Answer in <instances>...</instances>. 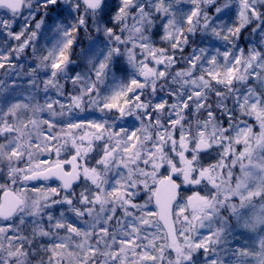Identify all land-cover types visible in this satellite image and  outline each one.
<instances>
[{
  "label": "snow or ice",
  "instance_id": "snow-or-ice-1",
  "mask_svg": "<svg viewBox=\"0 0 264 264\" xmlns=\"http://www.w3.org/2000/svg\"><path fill=\"white\" fill-rule=\"evenodd\" d=\"M0 264H264V0H0Z\"/></svg>",
  "mask_w": 264,
  "mask_h": 264
},
{
  "label": "rangeland",
  "instance_id": "rangeland-1",
  "mask_svg": "<svg viewBox=\"0 0 264 264\" xmlns=\"http://www.w3.org/2000/svg\"><path fill=\"white\" fill-rule=\"evenodd\" d=\"M54 94V93H53ZM42 102V101H41ZM129 123H132L131 121L129 122ZM30 184H33V183H30ZM51 184V183H50ZM36 187H40V186H42V184H40V185H35Z\"/></svg>",
  "mask_w": 264,
  "mask_h": 264
},
{
  "label": "water",
  "instance_id": "water-1",
  "mask_svg": "<svg viewBox=\"0 0 264 264\" xmlns=\"http://www.w3.org/2000/svg\"><path fill=\"white\" fill-rule=\"evenodd\" d=\"M41 182H43V181H41ZM41 182H35V181H33V182H30V183H41Z\"/></svg>",
  "mask_w": 264,
  "mask_h": 264
}]
</instances>
